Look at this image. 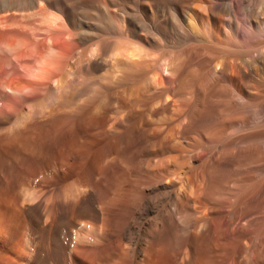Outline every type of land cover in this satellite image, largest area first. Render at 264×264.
I'll return each instance as SVG.
<instances>
[{
    "label": "bare ground",
    "instance_id": "6f19581e",
    "mask_svg": "<svg viewBox=\"0 0 264 264\" xmlns=\"http://www.w3.org/2000/svg\"><path fill=\"white\" fill-rule=\"evenodd\" d=\"M0 264H264V0H0Z\"/></svg>",
    "mask_w": 264,
    "mask_h": 264
},
{
    "label": "rangeland",
    "instance_id": "374dc122",
    "mask_svg": "<svg viewBox=\"0 0 264 264\" xmlns=\"http://www.w3.org/2000/svg\"><path fill=\"white\" fill-rule=\"evenodd\" d=\"M154 51H156V50H150L149 51V53L150 54H152L153 53V58L155 59V60H158V58L160 59H162L165 55H164V53L163 52H158V51H156L155 53H154Z\"/></svg>",
    "mask_w": 264,
    "mask_h": 264
}]
</instances>
